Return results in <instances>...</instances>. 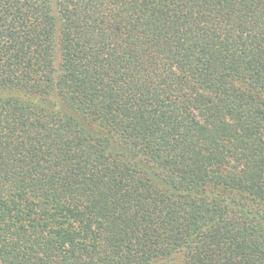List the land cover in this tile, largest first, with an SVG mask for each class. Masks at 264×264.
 Masks as SVG:
<instances>
[{
  "label": "trees",
  "instance_id": "1",
  "mask_svg": "<svg viewBox=\"0 0 264 264\" xmlns=\"http://www.w3.org/2000/svg\"><path fill=\"white\" fill-rule=\"evenodd\" d=\"M0 264H264V0H0Z\"/></svg>",
  "mask_w": 264,
  "mask_h": 264
}]
</instances>
